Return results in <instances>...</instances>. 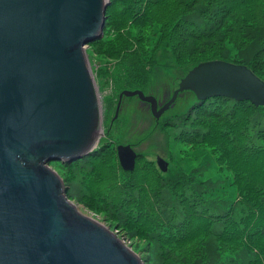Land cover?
<instances>
[{
	"label": "trees",
	"instance_id": "trees-1",
	"mask_svg": "<svg viewBox=\"0 0 264 264\" xmlns=\"http://www.w3.org/2000/svg\"><path fill=\"white\" fill-rule=\"evenodd\" d=\"M91 46L115 60L97 73L119 90L217 60L264 81V0H111L104 37ZM190 108L178 135L216 156V178L164 175L149 160L125 172L106 142L62 167L67 195L118 227L146 264H264V106L218 97Z\"/></svg>",
	"mask_w": 264,
	"mask_h": 264
},
{
	"label": "water",
	"instance_id": "water-1",
	"mask_svg": "<svg viewBox=\"0 0 264 264\" xmlns=\"http://www.w3.org/2000/svg\"><path fill=\"white\" fill-rule=\"evenodd\" d=\"M111 0H0V264H145L108 227L69 201L48 165L93 154L104 119L85 45L102 39ZM186 91L204 103L223 97L264 106V81L249 67L210 61L193 68L164 105L141 90L160 119ZM117 153L125 172L139 155ZM157 164L167 172L169 163ZM63 179V180H62Z\"/></svg>",
	"mask_w": 264,
	"mask_h": 264
},
{
	"label": "rangeland",
	"instance_id": "rangeland-1",
	"mask_svg": "<svg viewBox=\"0 0 264 264\" xmlns=\"http://www.w3.org/2000/svg\"><path fill=\"white\" fill-rule=\"evenodd\" d=\"M90 44H88L89 58L95 67V78L100 86V93L105 109L104 135L99 141V149L106 142H112L111 145L115 148L118 145H131L139 157L141 156L137 159L136 167L141 161L149 160L164 175L179 170L188 172L195 170V174L199 179L216 178L219 174L216 156L204 147H191L186 145L184 138L178 135L179 128L177 125L188 114L192 113L189 111L191 110V105L197 100L196 95L189 91L180 94L174 105L160 119H156L151 112L150 105L142 102L138 97H124L121 103L120 114L112 124L116 115L119 96L123 91L128 89L119 90L110 76L97 73L99 66L104 68L110 64V67H112L115 60L111 58L105 59L99 54L92 52V46L90 47ZM114 73L117 74V71ZM174 74L173 70H160L159 73L153 75L148 86L141 91L146 95L155 96L159 100V103L161 102L160 104L163 105L172 97L175 90L178 89L181 80L184 78L174 76ZM165 93H167V96H164L166 95ZM195 126L193 124L191 127L197 128ZM159 157L164 158L169 163L167 172H162L159 168L157 164ZM51 165L62 176V167L65 164L60 161H53ZM80 189L83 190L81 185H79L78 190ZM68 198L74 201L84 214L100 221L135 253L143 257V253L138 250L133 241L120 232L118 227L108 222L102 214H96L84 204L77 202L74 198H70L69 196Z\"/></svg>",
	"mask_w": 264,
	"mask_h": 264
},
{
	"label": "bare ground",
	"instance_id": "bare-ground-1",
	"mask_svg": "<svg viewBox=\"0 0 264 264\" xmlns=\"http://www.w3.org/2000/svg\"><path fill=\"white\" fill-rule=\"evenodd\" d=\"M108 8H109V7H108ZM108 8H107V10H108ZM107 10H106V17H107ZM105 24H106V21H105ZM104 30H105V27H104ZM103 37H104V32H103ZM103 37H102V38H103ZM99 40H101V39H99ZM84 47H86L87 52H88V50H89V46H88V45H85ZM90 63H91V64H90V65H91V69H92V71L94 72V71H95V67H94V65H93V62H90ZM94 75H95V72H94ZM97 86L100 88V86L98 85V82H97ZM184 93H185V92H184ZM119 97H120V96H119ZM100 99L102 100V97H101V96H100ZM117 107H118V106H117ZM102 109H103V111L105 112L104 105H103V108H102ZM119 114H120V111H119ZM119 114H118V116H119ZM115 116H116V115H115ZM117 118H118V117H117ZM117 118L115 117L114 120L117 119ZM104 124H105V123H104V119H103V125H102V129H101L102 133H101V137H100V139H101L102 136L104 135V133H103V130H104V129H103V128H104ZM111 144H112V142H109V145H111ZM99 145H100V144H99ZM99 145L96 147V150H95V151H97V150L99 149V147H100ZM118 146H119V145H118ZM118 146H116V152H117V147H118ZM117 157H118V153H117ZM82 160H84V159H82ZM82 160H80V161H82ZM118 161H119V158H118ZM75 162H77V161H75ZM75 162H73V163H75ZM61 163H62V162H61ZM73 163H72V164H73ZM63 164H64V163H63ZM66 164H67V163H66ZM66 164H65V165H66ZM119 164H120V162H119ZM48 166H49L50 168L53 167V166L51 165V162L49 163ZM52 169H53V168H52ZM133 172H134V171H133ZM63 179H64V178H63ZM63 179H62V180H63ZM64 181H65V180H64ZM66 185H67V184H66ZM67 187H68V186H67ZM67 193H68V191H67ZM69 201L72 202V203H74V204L78 207L79 211H80L82 214H84V213L82 212V210L80 209V207H79L74 201H72V200H70V199H69ZM84 215H86V214H84ZM86 216H88V215H86ZM89 217L95 219V218L92 217V216H89ZM95 220H97V219H95ZM97 221H98V220H97ZM98 222H100V221H98ZM100 223H101V222H100ZM101 224H102V223H101ZM102 225L105 226L104 224H102ZM139 256L141 257V259L144 260V258H143L141 255H139ZM144 261H145V260H144ZM145 264H146V263H145Z\"/></svg>",
	"mask_w": 264,
	"mask_h": 264
},
{
	"label": "flooded vegetation",
	"instance_id": "flooded-vegetation-1",
	"mask_svg": "<svg viewBox=\"0 0 264 264\" xmlns=\"http://www.w3.org/2000/svg\"><path fill=\"white\" fill-rule=\"evenodd\" d=\"M161 103V102H160ZM116 120V119H115ZM115 120H113V122H112V124L115 122ZM109 143V142H108ZM105 144H107V143H105Z\"/></svg>",
	"mask_w": 264,
	"mask_h": 264
}]
</instances>
